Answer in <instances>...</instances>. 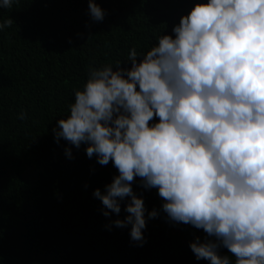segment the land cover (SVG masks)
Here are the masks:
<instances>
[{
  "label": "clouds",
  "instance_id": "1",
  "mask_svg": "<svg viewBox=\"0 0 264 264\" xmlns=\"http://www.w3.org/2000/svg\"><path fill=\"white\" fill-rule=\"evenodd\" d=\"M15 2L0 0V9ZM87 13L93 22L106 14L95 0ZM13 23L5 19L0 31ZM172 34L146 54L131 48L130 67L90 69L70 114L52 129L54 142L85 144L89 159L112 162L118 174L92 195L105 218L123 204L127 215L105 227L130 226L135 246L162 212L172 225L207 234L189 243L197 261L233 264L219 254L227 249L234 264H264V0L195 3ZM64 155L74 158L71 147ZM135 177L157 190L159 210H147Z\"/></svg>",
  "mask_w": 264,
  "mask_h": 264
},
{
  "label": "trees",
  "instance_id": "2",
  "mask_svg": "<svg viewBox=\"0 0 264 264\" xmlns=\"http://www.w3.org/2000/svg\"><path fill=\"white\" fill-rule=\"evenodd\" d=\"M102 22L87 13L88 0H16L0 9V264H209L189 248L202 229L147 221L146 243L130 242L128 228L105 227L102 204L92 193L112 182V162L101 166L63 139L54 142L56 121L67 117L75 91H82L90 69L121 67L129 50L146 54L161 35H173L193 4L207 0H95ZM71 40V43H69ZM24 112L26 118L18 117ZM157 118H154V120ZM150 124L152 121L149 122ZM71 147L73 159L64 155ZM134 192L148 211L160 209L155 188ZM87 186V187H85ZM220 255H228L220 249Z\"/></svg>",
  "mask_w": 264,
  "mask_h": 264
}]
</instances>
